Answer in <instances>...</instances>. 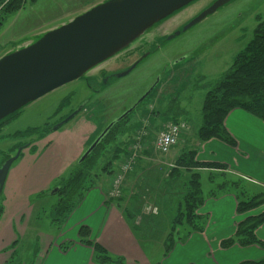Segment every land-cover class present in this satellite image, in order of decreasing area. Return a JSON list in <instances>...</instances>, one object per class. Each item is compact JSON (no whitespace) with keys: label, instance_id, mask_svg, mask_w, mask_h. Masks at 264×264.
<instances>
[{"label":"rangeland","instance_id":"obj_1","mask_svg":"<svg viewBox=\"0 0 264 264\" xmlns=\"http://www.w3.org/2000/svg\"><path fill=\"white\" fill-rule=\"evenodd\" d=\"M104 1L106 0H27L24 9L8 17L2 29L0 58L10 50H16V48L26 45L27 42L37 41L38 36L43 33L68 23ZM210 1L205 3L206 7ZM194 6L192 5L191 8ZM203 9L205 7L202 8V11L197 10L193 19L200 15ZM193 19L190 21L186 19L178 27H172V33L168 35L177 31H181V33L170 40L168 37H157L151 45H146L141 50L132 51L129 47L123 50L111 59L110 65L101 72L102 76H91L88 73L22 108L20 113L2 128L0 164L7 156H15L18 145L30 143L31 137L15 136L16 134H25L32 129L55 126L81 105L85 110L60 129L58 133L62 134L64 131L72 129L71 127L80 120L89 122L87 129L94 132L89 136L87 150L111 122L121 117L137 104L152 87L157 85L155 91L143 102V105L130 115L128 123L134 125L132 131L135 132L131 133L132 135L129 137H121L119 144L121 146L127 144L126 151L131 154L128 158L129 161L136 158L134 161L137 165L138 161L143 160L142 170H146L148 163L150 165V162L153 161L155 169L158 168L157 170L160 171L162 167H165L169 171L177 159L175 157L181 154V149L184 147L179 145L172 148L167 155L160 154L154 145L157 135L165 124L179 118L180 121L188 123L189 132L184 135L194 138L192 139V143H194L195 135L202 124V107L205 95L212 85L231 68L237 55L245 49L252 39L259 21H264V0L231 1L183 32L185 22L189 21L188 23H190ZM136 43L141 44V41L137 40ZM147 53L149 55L142 59L136 69L127 76L111 78L108 82L101 79L109 74L125 72ZM167 109L168 111H166ZM158 111L161 112L159 121L154 114ZM150 117L155 122L163 123L157 127L156 123L151 124ZM62 138H64V134ZM188 149L190 148L188 147ZM23 151L12 165L13 168L22 161V154L25 152ZM112 154L113 148L109 147L101 158L108 160ZM148 158L150 162L145 160ZM128 159L123 157L122 162H118V171ZM104 163L107 164V161H100L94 173L101 174L103 181L112 183L114 176L109 177V174L102 171ZM73 168L74 166L63 171L56 184L48 191L44 190L29 195L26 198L27 201H24L25 198L18 199L10 211L5 204L3 189L0 200V264H43L44 256L48 254V250L53 249L52 244L62 242V239H59L57 235L61 234L63 227H59L58 223L53 222L51 214L52 207L56 205L58 197L49 195V193L56 189L59 181L65 178ZM114 168L117 175L119 173L117 167L114 166ZM48 169L49 167L46 171ZM106 169L109 170L108 167ZM142 170L140 169V172H143ZM221 181L225 182V178H222ZM215 183L221 184L218 183V180ZM133 185L128 184L130 188H133ZM210 186L212 185L204 184V188L207 190ZM162 190L161 187L157 192L158 198H154L149 191L144 193V201H147V204L153 208H157V214L144 212L142 216H139L142 220L153 215L159 217L162 214L163 203L165 212L159 218L160 220L152 218L138 228L139 234L145 236L146 240L142 242L150 264H158L164 259L165 241L162 240L176 214V204L168 194L160 193ZM130 193L132 192L130 191ZM163 198L165 199L160 200ZM210 198L218 197L208 195L204 204ZM199 217L206 219L207 226L209 217L200 215ZM142 220L139 222L141 223ZM186 241L176 244H184ZM67 242L72 243L71 241Z\"/></svg>","mask_w":264,"mask_h":264},{"label":"crops","instance_id":"obj_2","mask_svg":"<svg viewBox=\"0 0 264 264\" xmlns=\"http://www.w3.org/2000/svg\"><path fill=\"white\" fill-rule=\"evenodd\" d=\"M156 118L159 121L161 114ZM150 122L156 123L157 127L163 123L155 122L151 117ZM87 123L89 122L80 120L71 127L72 129L62 134L58 133L59 131L53 132L44 140L24 149L22 161L17 167L11 168L4 186L8 211L14 208L18 199L25 198L24 201H27L26 198L29 195L51 189L61 173L76 164L86 150L89 136L94 132L88 131ZM224 124L228 134L236 143L234 147L218 139L201 143L196 139V135L194 143H192L194 138L182 136L176 147L182 145L184 149L188 147L197 149L198 163L224 166L221 170L203 169L201 171L202 180L207 186L211 185L208 177L212 175L218 183H223L222 178L226 181L240 182L239 190H246L249 196L262 193L264 191V122L241 109H234L228 114ZM63 134L64 138H62ZM178 157L179 155L175 158ZM134 160L131 172L136 163ZM145 160L150 162L149 158ZM152 162L150 165L148 163L146 170L139 171L140 175L138 174L137 179L145 177L151 172L150 170L156 171ZM131 172L125 175L122 188H128V184L132 182L129 180ZM139 183L140 180H137L138 186ZM109 185L110 181L100 180L96 186L84 194L81 202L62 225L61 234L57 235L62 242L52 244L53 249L48 250L43 264H95L94 248L82 243L79 235L83 227L90 231L88 241L91 244H99L114 256L124 258L126 264H150L143 245L145 236L133 230L122 208L115 201L108 203L106 192ZM154 188L157 194L159 187L151 186L148 191L152 193ZM239 190H232L218 198L208 199L198 211V215L209 217L205 231L192 234L184 244H176L170 253L166 255L165 252L164 259L158 264H242L263 260L264 247L259 245L235 244L229 248L222 247L224 241L236 235L239 223L264 212V206H262L254 211L238 214V195L236 194ZM158 197L154 196V198ZM145 203L148 202L145 201ZM164 212L162 207V214ZM162 214L159 217H145L143 220L138 217L136 224L140 223L139 220H142L140 223L142 226L152 218L160 220ZM255 234L257 239L264 243V224L256 230ZM165 237L166 235L162 241ZM65 248L68 250H64Z\"/></svg>","mask_w":264,"mask_h":264},{"label":"trees","instance_id":"obj_3","mask_svg":"<svg viewBox=\"0 0 264 264\" xmlns=\"http://www.w3.org/2000/svg\"><path fill=\"white\" fill-rule=\"evenodd\" d=\"M26 4L27 0H0V34L8 17L20 12L24 9ZM156 88L157 85L148 97ZM143 102L136 109L143 105ZM136 109L131 114H133ZM234 109H241L264 122V21L262 20L259 21V24L255 28L250 42L235 58L231 68L224 73L206 93L202 107V124L197 131L196 139L201 143L212 139H218L234 147L236 143L228 134L224 124L226 117ZM84 110L85 108L82 109V111ZM166 111H168V109ZM19 113L20 111L3 122H0V138L2 137L3 126ZM131 114L122 121L116 123L101 140L95 150L83 162L80 163L79 160L74 165L71 172L57 184V187L60 188L59 192L56 194L58 201L56 205L52 207L51 214L53 216V222L58 223L60 225L59 227L64 224L71 212L81 202L84 194L102 180L101 174L94 173L100 161H107V164L104 163L105 166L102 171L109 174V177H113L116 172L114 166L117 167L118 171V162H122L123 157L127 159L130 155V153L126 151L127 144L121 146L119 141L121 137H129L132 135L131 133L135 132L132 131L134 125L128 123ZM154 114L158 116L161 112H154ZM171 121L178 122L180 120L179 118H175ZM53 127L54 126L32 129L25 134H16L15 136L31 137V141L30 143L18 145L15 152L19 147L24 145L30 147L36 142L44 140L53 133ZM109 147L113 148L111 158L108 160L106 158L102 159L103 153L107 151ZM196 156L197 149L183 148L181 154L169 171L165 167H162L160 171L157 170L158 168H154L156 171L150 170L151 172L146 174L145 177L138 178V180H140L138 186L136 182L137 176L140 169H143L142 165L144 163L143 160H140L134 167V170L129 174V180H132L131 185L136 182L133 188L123 187L121 197L113 200L108 199V203L115 201L118 206L122 208L131 227L139 234L138 228L141 224H136L138 222L137 218L143 215L148 205L144 201V193H146L151 186L159 187L160 189L162 187L163 190L160 193H166L168 196H171L174 204H176V214L173 218L172 225L169 226V230L166 233V240H164L166 255L170 253L177 242H185L187 238L195 232H204L206 228V219L199 217L197 211L203 206L204 200L208 195L211 197H219L223 194L232 192V190L238 191L241 185L240 182L235 180H225V182L221 184H216L215 181H217V179L214 178L215 176L209 175L208 182L212 186L207 190L204 188L201 171L203 169L221 170L224 169V166L198 163L196 161ZM11 157L12 156H7L1 162L0 167ZM106 167H108L109 170L106 169ZM130 191L132 193H130ZM107 193L108 191L106 194ZM152 194L153 197L156 195L155 188ZM236 195H238L237 213L240 215L264 206V191L260 194L249 196L246 190L240 189ZM1 197L2 195L0 196V200ZM157 205L159 206V204ZM162 207H164L163 203ZM153 217H155V215H153ZM263 224L264 212L257 216L247 218L239 223L236 235L224 241L222 247L229 248L235 244L240 246L259 245L264 247V243L259 241L255 234L256 230ZM79 235L82 239V243L94 248L93 261L95 264H126L124 258L109 254L108 251L99 244H91L88 241L90 231L87 228H81ZM242 264H264V259L255 262H244Z\"/></svg>","mask_w":264,"mask_h":264},{"label":"water","instance_id":"obj_4","mask_svg":"<svg viewBox=\"0 0 264 264\" xmlns=\"http://www.w3.org/2000/svg\"><path fill=\"white\" fill-rule=\"evenodd\" d=\"M210 1V0H208ZM106 0L85 11L60 27L53 28L35 42L10 50L0 58V122L21 111L41 97L74 82L86 74L102 76L111 59L128 47L138 51L151 45L157 37L170 40L180 35H171L172 27H178L194 13L203 12L190 23L185 22L183 32L200 23L220 7L234 0ZM192 5H195L193 8ZM211 5V6H210ZM210 6V7H209ZM184 23V24H185ZM177 29V28H176ZM141 41L137 44L136 41ZM143 57L121 74H130ZM108 70V69H107ZM155 88L152 87L133 107L111 122L80 158L83 162L98 146L113 126L131 114ZM81 105L66 119L53 127V132L72 121L83 109ZM26 146L19 147L15 156L0 167V196L3 192L12 165ZM56 187L49 195L59 192Z\"/></svg>","mask_w":264,"mask_h":264},{"label":"built area","instance_id":"obj_5","mask_svg":"<svg viewBox=\"0 0 264 264\" xmlns=\"http://www.w3.org/2000/svg\"><path fill=\"white\" fill-rule=\"evenodd\" d=\"M189 125L186 122H169L164 125L162 131L159 132L155 139V149L158 153L167 155L173 147L177 146L181 137L188 131ZM133 160L128 159L125 165H121L119 173L114 175L113 181L110 184L107 199H117L121 197V188L124 177L132 170ZM144 212L146 214H157V208L147 205Z\"/></svg>","mask_w":264,"mask_h":264},{"label":"flooded vegetation","instance_id":"obj_6","mask_svg":"<svg viewBox=\"0 0 264 264\" xmlns=\"http://www.w3.org/2000/svg\"><path fill=\"white\" fill-rule=\"evenodd\" d=\"M112 74H109V75H107V76H104L103 77V79H106V78H108L109 76H111ZM98 91V90H97ZM73 112V111H72Z\"/></svg>","mask_w":264,"mask_h":264}]
</instances>
